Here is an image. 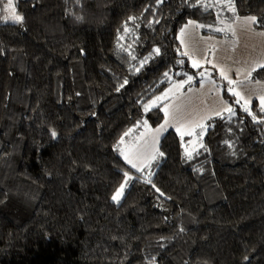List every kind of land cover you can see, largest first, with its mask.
<instances>
[{
	"label": "trees",
	"instance_id": "1",
	"mask_svg": "<svg viewBox=\"0 0 264 264\" xmlns=\"http://www.w3.org/2000/svg\"><path fill=\"white\" fill-rule=\"evenodd\" d=\"M230 2L17 0L23 23H0V264H264L258 100L253 121L225 93L235 115L213 119L198 165L176 130L142 172L120 150L138 123L164 121L154 98L200 83L179 39L188 21L254 16L264 30V0Z\"/></svg>",
	"mask_w": 264,
	"mask_h": 264
},
{
	"label": "rangeland",
	"instance_id": "2",
	"mask_svg": "<svg viewBox=\"0 0 264 264\" xmlns=\"http://www.w3.org/2000/svg\"><path fill=\"white\" fill-rule=\"evenodd\" d=\"M6 3L7 0H0V23L5 14L3 8ZM13 3L17 10V0H13ZM17 13L20 14L18 11ZM247 17L250 16L232 18L231 21H224L218 27L194 20L192 25L186 23L182 27L185 29L183 36H181V30L179 33L180 42L183 41L181 42L182 50L183 53H187L185 56L189 58L191 65L193 61L199 64V67L195 69L199 71L200 83L178 81L169 87L170 90L167 88L158 96L162 99L154 98L156 106L163 104L164 114L167 111L168 116H165L164 121L158 126H153L148 121L138 123L120 142V150L125 153L122 156L124 159L125 156L128 158L125 161L131 167L132 164L137 166L132 168L135 170L139 168V172L145 170L156 159L164 135L170 130L177 131V128L180 129L177 132L183 139L182 146L186 164L188 166L198 165L200 162L198 157L206 150V136L213 119L225 114L226 107L234 110L233 104L225 93L232 95L229 89H235L243 97L239 104L242 106L245 100H249V108L255 100L264 96V85H262L264 83L258 81L257 86H254L253 80H250L247 75L253 67H256L258 71L262 69L258 65L264 64V35H261L264 30L256 28L255 24L246 23L245 18ZM186 25L188 26L185 28ZM196 25H202V27H196ZM216 28H222L224 31L217 32ZM232 30H234V35ZM221 71L234 82L232 85L224 79ZM201 73L204 75L202 76ZM177 85H185V87L180 88ZM199 85L200 88L197 90ZM197 93L199 99H195ZM152 102L150 108H154L151 107ZM217 113L220 114L217 115ZM165 119L168 121L167 126L161 133H156L155 130L165 123ZM227 163L235 164V161L232 159ZM150 173L153 176L155 171ZM126 180L120 202L131 186L133 177Z\"/></svg>",
	"mask_w": 264,
	"mask_h": 264
},
{
	"label": "snow or ice",
	"instance_id": "3",
	"mask_svg": "<svg viewBox=\"0 0 264 264\" xmlns=\"http://www.w3.org/2000/svg\"><path fill=\"white\" fill-rule=\"evenodd\" d=\"M193 6H195V5H193ZM201 6L207 7L206 5H201ZM227 7L229 8L230 11H233V13L235 12L234 5L231 4L230 0H229V3L227 5ZM3 12L5 14L2 17V22H9L10 21L12 24H21V23H23V16L17 13L16 6L13 3V0H7V3L4 5ZM245 22L246 23H249V24H256L257 23V18L254 17V16H250V17L245 18ZM192 24H193L192 21H188V25H192ZM188 25H186L185 28ZM196 27H202V25H196ZM184 31H185V29H181V36L184 35ZM215 31H217V32L224 31V29H222V28H216ZM232 31H233V35H234L235 34L234 33V30H232ZM261 35H264V33H261ZM181 42L183 43V41H181ZM155 51L157 53H159V49H156ZM183 54L184 55H187L186 52L183 53ZM192 67H194V68L199 67V64L196 61H193ZM214 67H215V65H214ZM258 67L264 68V64H260V65H258ZM254 71H256V67H253L252 70L247 73L248 77H251L252 72H254ZM167 75H168V73H165V76H167ZM201 75L203 76L204 74L201 73ZM221 75L224 77V79H227L228 80L229 85H232L234 83L231 79L228 78V76L223 71H221ZM191 80H192V77H188V82H191ZM182 86L183 85H178L177 87H182ZM229 92L233 96H235L237 98L236 99V103L237 104H239L240 101H241V99H243V97L241 96V94L239 92L235 91V89L230 88L229 89ZM165 95H167V93H165ZM160 99H162V98L161 97H158L157 98V100H160ZM259 100H260V110L261 111H264V96H260L259 97ZM249 103H250L249 100H245L244 101V105H242L243 111L246 112V113H248L249 115H251L253 121H256L257 120L256 116L252 114L250 108L248 107V104ZM155 106H156V101L154 100L152 102L151 107H155ZM145 110L147 111L148 110V107H146ZM224 110L227 111L230 116L235 115V112H234V110L231 107H226ZM219 114L220 113H217V115H219ZM165 116L166 117L168 116V112L167 111H165ZM258 122H264V121H258ZM167 124H168V121H167V119H165V123L162 124L159 128H157L155 130L156 133H158V134L161 133L165 129V127L167 126ZM145 125H146V122H145ZM201 127H202V125H201ZM177 131L179 132L180 129L177 128ZM51 136L53 138H55L56 137V132L55 131H52L51 132ZM121 155H125V153L123 152V150H121ZM160 155H163V153H160ZM189 158H191L190 154H189ZM125 159L126 160L128 159L127 156H125ZM128 162L131 163V161H128ZM132 167H137V166H136V164H132ZM137 170L139 171L140 169L137 168ZM125 176L127 177L128 174L125 173ZM128 179H130V177H128ZM126 183H127V180H125L124 184H122L121 187L111 197V199L115 203H117V204H119V202H120V197L123 194L124 186H125Z\"/></svg>",
	"mask_w": 264,
	"mask_h": 264
},
{
	"label": "crops",
	"instance_id": "4",
	"mask_svg": "<svg viewBox=\"0 0 264 264\" xmlns=\"http://www.w3.org/2000/svg\"><path fill=\"white\" fill-rule=\"evenodd\" d=\"M250 80H251V77H250ZM254 82V86H257V84H258V81H253ZM259 82H262V81H259ZM264 83V82H263ZM201 85V84H200ZM200 85L197 87V90L200 88ZM262 85H264V84H262ZM173 86V85H172ZM178 86V85H177ZM183 87H185V85H183L182 87H180V88H183ZM216 87H214V89H215ZM168 90H170V88L168 89ZM196 98L195 99H199V94L197 93L196 95ZM258 101H259V103H260V100L258 99ZM159 106H162L163 107V104H159L158 106H156V107H159ZM155 108V107H154ZM225 113H228V112H225Z\"/></svg>",
	"mask_w": 264,
	"mask_h": 264
}]
</instances>
